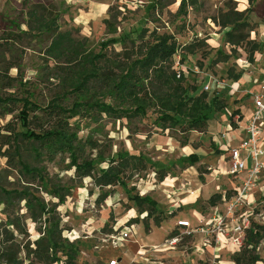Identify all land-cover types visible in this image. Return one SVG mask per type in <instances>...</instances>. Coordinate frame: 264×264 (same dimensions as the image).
<instances>
[{
  "label": "rangeland",
  "instance_id": "obj_1",
  "mask_svg": "<svg viewBox=\"0 0 264 264\" xmlns=\"http://www.w3.org/2000/svg\"><path fill=\"white\" fill-rule=\"evenodd\" d=\"M181 1L0 0V36L14 32L19 38L10 51L0 40V68L14 64L8 73L16 76L13 85L2 88L0 94L18 100L10 105V113L0 110V126L18 122L23 105L19 98L44 105L60 85V78L52 69L53 62L44 55L50 34L27 27L32 8L43 10L50 18L51 33L67 32L84 50L105 53L114 59L123 49L137 56L153 37L171 35L179 46L172 56L173 68L183 74L184 85L197 86V92H208V98L214 94L223 96L220 98L226 102L221 111L208 113L209 132L218 129L212 120L221 115L226 118L219 121L229 124L233 109L227 98L234 96L232 91L237 89L232 88L235 82L227 72L245 74L243 79L250 86H257L264 73V0H232L234 3L183 0L184 5L178 10ZM228 7L241 11L253 28L249 38L259 43V49L252 63L247 62L242 48L232 49L225 42L224 34L230 27H221L217 18ZM112 38L120 42L107 44L103 49L102 44ZM227 54L229 58L224 60ZM99 100L110 102L106 97L99 96ZM155 116L151 108L141 119L104 115L96 121L81 116L74 119L79 124V137H90L98 145V149L87 147L89 158L103 156L104 161L95 159L96 168H104L124 156H143L146 169L127 171L124 186L100 187L90 177L80 178L68 166L66 155L53 161L26 156L31 165L41 169L34 179L19 174L17 168L0 158V264H108L113 258L119 259L118 264H234L231 255L243 243L236 250L232 245L216 242L214 221L207 225V233L199 228L220 216L227 239L234 233L237 235V226H242L245 220L264 229L263 173L254 179L255 186L248 188L243 201L231 211L228 202L236 196L247 172L228 175L230 149L214 153L210 146L213 135L207 131L183 133L178 126L161 130L153 123ZM184 122L180 120V124ZM22 129L18 122L17 130ZM189 138L193 140L191 147L183 149V141ZM213 144L215 148L220 146ZM190 152L199 156L193 165L183 159ZM160 176L162 180L158 179ZM213 184L218 185L217 192L222 198L211 206L203 197L214 193L207 190ZM193 192L197 195L196 202L192 201ZM135 195H147L156 203L164 218L160 226H155L146 212L139 214L132 200ZM187 196L191 197L184 200ZM130 210L134 216L125 217ZM48 218L56 225L54 245L45 228L44 221ZM180 219L190 221L191 228L177 227ZM131 225L134 229L128 237L114 245L115 237ZM193 228L198 230L192 231ZM174 234H178V239L171 243ZM202 237H207L210 243L204 244ZM255 252L260 256L256 264H264V235Z\"/></svg>",
  "mask_w": 264,
  "mask_h": 264
},
{
  "label": "trees",
  "instance_id": "obj_2",
  "mask_svg": "<svg viewBox=\"0 0 264 264\" xmlns=\"http://www.w3.org/2000/svg\"><path fill=\"white\" fill-rule=\"evenodd\" d=\"M228 2L234 3L232 0ZM183 5L182 0L178 10L182 9ZM28 14L29 29L50 34V42L44 50V55L53 62L52 69L60 78V85L47 104L40 105L30 102L27 98H19L23 105L17 117L22 130H17L18 122H6L0 126V158H4L8 166L17 168L19 174L29 179L38 177L41 169L31 165L26 156H33L37 161H53L56 157L66 155L69 158L68 166L74 169L77 176L90 177L95 185L100 187L124 186L123 178L126 177L127 171L146 169L143 156L134 154L115 162L111 161L104 168H96L95 159L104 161L103 156L97 154L96 158H89L87 155L88 146L98 149V145L92 142L90 137H79V124L74 120L78 116L92 121L102 115L107 118L132 120L146 117L147 111L153 108L156 113L153 123L161 130L178 126L183 133H205L208 127V113L218 112L226 107V102L217 94L208 98V92H197V86L184 85L183 74L175 70L172 63V56L179 46L169 34L157 35L152 41L145 42L137 56L133 55L132 51L129 53L123 49L114 59L105 53L95 54L84 50L83 45L67 32L51 33L53 22L43 10L32 8ZM242 15L241 11L228 7L226 12L219 15L217 21L221 27H230L224 34L225 42L231 45L232 49L242 48L246 53L247 62L252 63L259 43L249 38L253 28ZM105 22L108 23V20ZM4 35L0 36V40L3 41L5 49L10 51L19 43V38L14 32H6ZM117 42H120V39L112 38L109 43L102 44V48ZM227 57L229 58L228 54L224 55L223 59L227 60ZM13 67L14 64H9L0 68V90L11 87L16 81V76L8 73ZM230 74L227 72L233 82L242 75L241 72ZM99 96L108 98L110 102L99 100ZM17 101L16 97L0 94V110H4V114L10 113V105ZM235 114H239V111L234 110L230 115L232 127L235 126L232 120ZM181 119L185 120L183 124H180ZM186 142L187 140H184L182 145ZM210 146L214 153H220L212 143ZM183 159L193 165L199 161V156L193 152ZM262 175L264 178V170ZM158 179L162 180L163 176ZM221 198L220 193H214L207 202L214 206ZM132 200L135 201L139 214L146 212V216L152 218L155 226L161 225L164 218L160 216L156 203L149 196L135 195ZM44 222L54 245L56 225H53L49 218ZM263 235L264 229L251 223L245 232L241 249L231 255L233 263L256 264L260 256L255 249Z\"/></svg>",
  "mask_w": 264,
  "mask_h": 264
},
{
  "label": "built area",
  "instance_id": "obj_3",
  "mask_svg": "<svg viewBox=\"0 0 264 264\" xmlns=\"http://www.w3.org/2000/svg\"><path fill=\"white\" fill-rule=\"evenodd\" d=\"M179 76V75H177ZM250 100H251V110L247 118L243 123V137L237 142L235 146H229L230 152V169L227 171L228 175L240 173L242 171L247 172V178L243 181L241 186L237 188L236 196H233L231 201L228 202V207L231 211L234 210L235 205L243 201L242 199L246 196L248 188H252L254 185V179L259 177L264 170V150H263V139L262 132L264 130V73L257 86V89L254 91H249ZM236 176V175H235ZM225 197V196H223ZM214 221V226L217 229L216 233V242L220 244L232 245L239 250L242 245V239H244L245 232L250 228L249 221L245 220L242 226H237V235L232 234L228 239L225 235L224 229L222 227L223 221L220 216L214 217L212 220H209L205 227H200V232L207 233V225L211 224ZM176 226L183 229H190L191 224L188 220L180 219ZM134 229V225L127 227L126 232L122 231L120 235L116 236L113 240L115 245L117 241H122L126 239L130 232ZM198 229H192V231ZM178 239V234H174L171 238V243H175ZM204 244H209L210 240L207 237H202ZM108 264H118L116 259H112Z\"/></svg>",
  "mask_w": 264,
  "mask_h": 264
},
{
  "label": "crops",
  "instance_id": "obj_4",
  "mask_svg": "<svg viewBox=\"0 0 264 264\" xmlns=\"http://www.w3.org/2000/svg\"><path fill=\"white\" fill-rule=\"evenodd\" d=\"M244 75L241 76V78L237 82L232 84V88L234 90L237 89L236 91H232L234 96H232L230 98H227L228 105H232V109H233L232 111H234V110H238L239 111V114H235L232 117V120L235 123V126H234L235 128L232 129L230 127L231 126L230 122L228 124V123H226L224 121H222V123L219 121L221 119H225L226 118L224 115L223 116L221 115V117H217L215 120H212L213 122L215 121L217 123V125H215V127L218 128V129H212V133H210L209 129H208L209 128V123H211V120H208V123H207L208 124L207 134L208 135H213V138H212L213 140L212 141L215 142L216 144L220 145V146H218V148H216V149H220V153H223L226 149L229 148V146H232V147L235 146L237 144V142L243 137V132L241 133V131H243V123H244V120L249 115L251 107H252L251 100H250V95H248L246 97L245 94H248L249 91H254L257 88V86H258V85L257 86L254 85V84L252 86H250V84L243 79ZM220 97H223V96H219V98ZM231 113L232 112L229 113V118H230ZM219 123H221V125H222L221 127H219V125H218ZM225 124H227V126H224ZM222 129H223V131H222ZM191 132L192 133L193 132L197 133V131H191ZM217 132H219V133L223 132V133H222V135L221 134L214 135V133H217ZM262 136L264 137V130L262 132ZM236 137H240V139L237 140ZM213 142H211V143L213 144ZM192 143H193L192 138H189V140H187L186 144L182 146L183 149L191 147ZM190 153H193V152H190ZM194 153H196V152H194ZM207 185L208 184L206 183V184L203 185V187H205ZM207 190L211 191V193L212 192L218 193L217 192L218 191V185L213 184V186L212 187L209 186V188ZM202 193H203V190H202ZM207 193H209V192H207ZM192 195H195L194 192L192 193ZM190 197L191 196H187L186 198H184V200L185 199H189ZM196 197H197V195H195V198H194L195 200H192V201L196 202L197 201ZM209 197H203V198L204 199H208ZM199 198H200V196H199ZM194 212L197 213L196 210ZM182 220H187V219H182ZM189 223H190V221H189ZM113 259H116L117 261H119L118 258H113Z\"/></svg>",
  "mask_w": 264,
  "mask_h": 264
},
{
  "label": "bare ground",
  "instance_id": "obj_5",
  "mask_svg": "<svg viewBox=\"0 0 264 264\" xmlns=\"http://www.w3.org/2000/svg\"><path fill=\"white\" fill-rule=\"evenodd\" d=\"M131 216H134V212L132 210H130L126 215L125 217H131Z\"/></svg>",
  "mask_w": 264,
  "mask_h": 264
}]
</instances>
